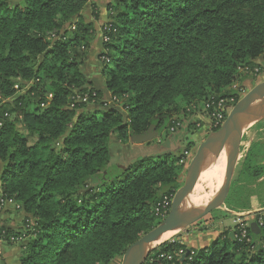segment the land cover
<instances>
[{
  "label": "trees",
  "instance_id": "16d2710c",
  "mask_svg": "<svg viewBox=\"0 0 264 264\" xmlns=\"http://www.w3.org/2000/svg\"><path fill=\"white\" fill-rule=\"evenodd\" d=\"M91 1L0 0V187L25 216L22 232L0 238L26 239L19 264L123 257L180 189L187 150L172 137L207 104L239 102L263 69L264 0H116L100 30L104 93L85 70L98 36L82 16ZM151 127L165 139L130 148ZM115 143L129 147L126 161ZM235 176L237 185L264 177L263 140ZM249 198L238 187L224 208L250 210ZM233 233L200 250L165 243L146 264H264V230ZM181 249L196 256L168 261Z\"/></svg>",
  "mask_w": 264,
  "mask_h": 264
},
{
  "label": "rangeland",
  "instance_id": "374dc122",
  "mask_svg": "<svg viewBox=\"0 0 264 264\" xmlns=\"http://www.w3.org/2000/svg\"><path fill=\"white\" fill-rule=\"evenodd\" d=\"M112 3L115 4L116 0H92L91 6H89V8L86 9L82 13V16H83L85 23L93 24L95 29L98 31V36L96 39L98 40L99 44H100V40L102 38L100 29L105 24L111 22V19L109 18V16H110L109 14H112V13H110V11L108 10V7ZM95 15L99 16L98 20L94 19ZM95 43H97V42H95ZM99 44L98 45L96 44V46H98V47H94V50H93L94 52L89 53V55H90L89 60L90 61L87 60L88 62L85 65L86 73H87L88 77L91 79V81L94 83V86L97 90L104 89V87H105V80L102 76L103 64L101 63V60L99 59L100 58L99 55L101 54L102 48ZM93 55H94V57H93ZM262 68L263 69L261 70V72L259 70L257 76L253 80H248L242 84V87H241L242 95L240 96L241 99L244 96H246L258 84L264 82V60H262ZM256 73H257V71H256ZM26 86L30 87V86H32V83H29ZM108 102H110V101L108 100ZM112 104H110V105H112ZM235 105L230 104L227 106V109H229L231 112ZM204 109H205V106L201 109V112H203ZM200 118H202V119H200ZM200 118L198 117V114L193 116V118L189 119L186 122V124H184L183 127L179 130V132L176 133L172 137V140H173L172 143H174V146L176 145V148L179 151L181 150V151L185 152V150H187V153H188L185 160L181 161L178 164V166L181 167V170L179 172V180L181 183L180 189L184 185L187 169H188L190 162L193 159L198 147L200 146L201 143H203L205 141V139L207 138V135L210 132H212V129H209L208 125L206 124L207 123L206 114L203 115V117L201 116ZM21 127H22V125H21ZM21 129H23V128H21ZM164 139H165L164 135L163 136L158 135L156 138H154L150 142L158 143V142L163 141ZM257 140H263V142H264V121L262 123L258 124L257 126L243 132L241 135H239L235 139L236 142H232L225 147V148H229L228 153L229 152L234 153V156H235L234 159L237 160L233 169H232L233 171L231 170V172H230L232 177L229 180L228 194L234 192L236 190V188H238V187H242V186L245 187L246 192L249 194V197H250L248 204L251 206V209L247 210V211L237 212V213H234L232 211L229 212L228 210H226V208H224V203L222 202V198L224 196V193H223V196L221 198L220 203L218 205H215L212 209H210V211H208L201 219L197 220L190 227H184L181 230L177 231L174 234V236L171 237L166 242H164L158 246H153V248H151L149 250V252H152V251L160 248L165 243H170V242L176 241V242L182 244L181 243V242H183L182 239L187 240V243L190 245L199 246L200 244L198 243V241L201 239V237L207 236L205 234H208V232L210 230H212L213 228H215L216 226H221V223L225 224V222H226V225L229 226V229H230L229 231L233 230V228L235 226V221H236L235 214H242V213L249 214L251 212H254V213L255 212H261L262 214H264V177H262L261 179L255 181L253 183L241 184V185L238 184L237 185V182H236L237 179L235 176L236 172H237V168L241 164V162L244 158V155L246 154V152L250 148L251 144ZM135 144H137V143L131 142L130 148H133L135 146ZM138 145H140V144H138ZM127 148H129V147L121 146V145H118L117 143H115V146H113L112 150H113V152L118 153L121 156L122 161H126L128 158ZM225 148L222 151H220L218 154H216L215 156L224 155L226 153L224 151ZM237 156H239V157H237ZM230 173H229V175H230ZM227 179H228V177L224 181V192H225ZM20 218L22 220V227L19 228L18 227L19 225H17V229H10V231H13V232H17V231L22 232L23 231L24 224H25V216L23 214H21ZM234 218H235V220L233 221ZM246 219L250 220L251 216H247ZM163 221L164 220H162V222ZM226 225H224V226H226ZM18 228H19V230H18ZM225 229H226V227H225ZM0 230H2V229H0ZM24 242H26V239H23L22 241H20L19 242L20 244L18 243L20 245V247L23 245ZM187 249H192V248L187 247ZM125 263H126L125 262V255L121 258H116L112 262V264H125Z\"/></svg>",
  "mask_w": 264,
  "mask_h": 264
},
{
  "label": "water",
  "instance_id": "95a60500",
  "mask_svg": "<svg viewBox=\"0 0 264 264\" xmlns=\"http://www.w3.org/2000/svg\"><path fill=\"white\" fill-rule=\"evenodd\" d=\"M263 121L264 82L258 84L244 96L234 106L223 125L219 129L210 132L205 141L200 144L187 169L184 185L177 191L173 199L169 216L158 227L144 235L129 247L125 254V264H145L151 246L159 242L165 234L183 225L182 228L190 227L208 212L207 207L202 206L201 210L198 212L181 214L180 207L192 194L198 179L204 172L208 160L218 154L231 142H236L235 139L243 132L257 126ZM154 130L155 127H151L145 134L134 136L132 141L137 144L150 142L159 135V133ZM231 177L230 173L222 199L223 203L228 195L229 180ZM250 228L254 234L261 233V228L255 221L251 223ZM230 238L233 240L235 239L234 233L230 234Z\"/></svg>",
  "mask_w": 264,
  "mask_h": 264
},
{
  "label": "built area",
  "instance_id": "2783aa9c",
  "mask_svg": "<svg viewBox=\"0 0 264 264\" xmlns=\"http://www.w3.org/2000/svg\"><path fill=\"white\" fill-rule=\"evenodd\" d=\"M256 71L258 73V70H256ZM241 95H242V92H241ZM113 102L118 103V100L112 99L109 102V104H112ZM230 104H234V105L236 104L234 99L220 100L217 103L211 102L205 106V109L203 112L198 113V117L199 118L201 116L203 117V115L206 114V116H207V118H206L207 123L206 124L208 125L209 129H212V131L217 130L223 125V123L226 121L228 115L230 114V110L227 109V106ZM210 107H212L214 110L212 113L208 112V109ZM200 119H202V118H200ZM187 155H188V153L185 152V157L182 161L185 160ZM174 197H175V195L170 197V198L164 199L155 208V215L158 218H160L161 220H165L169 216ZM9 208H13L16 211H19V210H21V205L19 203H17L15 200L10 199V198H6L2 195L0 197V214L5 212ZM235 216H236L235 227H237L239 229L242 239H247L248 228L250 227L251 223L254 221L258 223L261 230H264V214H262L261 212H255V213L251 212L249 214H247V213L246 214H244V213L235 214ZM247 216H251V219L247 220L246 219ZM23 239L24 238H22V237L21 238L12 237L10 239V241L12 243H19ZM195 256H196V251L181 249L176 254L169 256L168 261H173L175 258H183V259L185 258L186 259L187 257L191 261ZM147 261H148V258H147L145 264L147 263Z\"/></svg>",
  "mask_w": 264,
  "mask_h": 264
},
{
  "label": "bare ground",
  "instance_id": "6f19581e",
  "mask_svg": "<svg viewBox=\"0 0 264 264\" xmlns=\"http://www.w3.org/2000/svg\"><path fill=\"white\" fill-rule=\"evenodd\" d=\"M224 151L226 152L224 155H214L208 160L204 172L198 179L192 194L180 207L181 214L198 212L201 210L202 206H206L207 211H209L220 203L223 193H225L224 181L237 161L234 159L235 156L233 152L228 153L229 148H225ZM183 226L165 234L164 237L159 242L153 244L151 248L169 240L177 231L181 230Z\"/></svg>",
  "mask_w": 264,
  "mask_h": 264
},
{
  "label": "crops",
  "instance_id": "0c3cea01",
  "mask_svg": "<svg viewBox=\"0 0 264 264\" xmlns=\"http://www.w3.org/2000/svg\"><path fill=\"white\" fill-rule=\"evenodd\" d=\"M95 42H97V43L93 44V48L90 52H94L93 51L94 47H98V46H96V44L97 45L99 44L98 40ZM93 57H94V55H93ZM89 59H90V55L88 57V61H90ZM99 90L105 93L104 89H99ZM172 145L174 146V143H172ZM175 148H176V145H175ZM1 196H2V191H1V187H0V197ZM20 215L21 214L18 211L14 210L13 208H9L5 212L1 213L0 214V229H2V230L3 229L4 230L17 229V225H19L18 227L21 228L22 227V220L20 218ZM234 220H235V218L233 219V221ZM224 225H226V222H225V224L221 223V226H216L215 228L210 230L208 232V234H205L207 236L201 237V239L198 241V243L200 244L199 246L190 245L187 243V240H185V239H182L183 242H181V243L183 245H185L186 247H188V248L190 247L194 250L206 249V248L210 247L211 244L214 241H216L225 232L229 233V235L234 232L235 226H234L233 230L229 231L230 230L229 226H227V225L224 226ZM225 227H226V229H225ZM19 228H18V230H19ZM19 244L18 243L10 244L5 240L0 239V264H19V256H20V250H21V247Z\"/></svg>",
  "mask_w": 264,
  "mask_h": 264
}]
</instances>
